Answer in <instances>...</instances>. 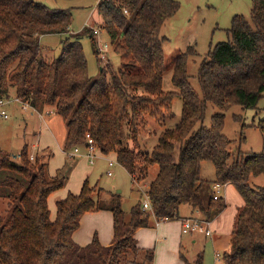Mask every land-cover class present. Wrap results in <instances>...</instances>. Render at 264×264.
Here are the masks:
<instances>
[{"label":"trees","instance_id":"16d2710c","mask_svg":"<svg viewBox=\"0 0 264 264\" xmlns=\"http://www.w3.org/2000/svg\"><path fill=\"white\" fill-rule=\"evenodd\" d=\"M97 7L104 29L125 60L117 68L110 63L102 66L95 80L81 42L83 34L89 35L99 56L94 28L85 27L74 40L66 38L55 55L42 38L69 33L71 10L36 0H0V99L15 89L17 97L33 108H53L66 124L65 151L86 146L90 134L102 153H115L135 185L157 165L155 178L141 187L153 210L139 202L127 214L120 194L113 193L108 202L99 200L96 185L86 179L79 193L56 200L53 216L49 196L66 185L72 166L51 176V150L44 149L35 160L27 144L20 160L0 150V171L7 173L0 186L8 191L10 207L7 216L0 212V264H126L129 255L141 249L136 230L149 226L152 215L177 219L180 206L188 203L211 219L212 210L227 206L223 197L214 200L213 194L205 198L200 193L206 183L202 163L207 160L215 167L214 183L234 185L245 201L235 217L226 261L264 264V186L249 183L252 176L264 174V151L246 154L240 145L234 151L224 133L229 108L235 104L256 108L264 95V0H252L251 19L235 14L229 39L207 53L198 73L202 96L189 82L193 46L181 51L174 63L172 81L178 91L163 87L168 63L162 28L179 11V1L102 0ZM177 95L183 103L180 121L160 133L152 150H144L140 134L146 117L159 113L163 119L173 117L171 104ZM209 103L220 111L207 127L203 121ZM251 126L264 132V120ZM244 140L242 135L241 143ZM99 209L114 214V242L106 246L95 236L90 244L79 245L73 233L81 218ZM146 254L152 263L154 250L148 248ZM181 257L185 264H203L202 256L192 262L184 253Z\"/></svg>","mask_w":264,"mask_h":264},{"label":"rangeland","instance_id":"374dc122","mask_svg":"<svg viewBox=\"0 0 264 264\" xmlns=\"http://www.w3.org/2000/svg\"><path fill=\"white\" fill-rule=\"evenodd\" d=\"M36 1L43 2L51 7L69 9L73 15L69 33L48 34L43 36L41 41L42 44L49 47L53 54H60L63 41L66 38L74 40L75 37L73 35L82 32L85 27L98 28L101 31L100 35L94 36L95 39H97L98 47L99 41L103 44L110 45L106 60L101 58H99L100 60L98 59L99 56L94 53L89 35L83 34L81 37L84 52L88 59L90 75L93 79L97 80L100 78L102 66L106 67L108 63L112 64L114 68L121 66L125 58L116 51L115 44L112 43L109 33L103 27L104 19L98 11V0ZM177 1L180 2L179 11L169 18L162 28V34L167 37L164 42V49L168 63L164 75L163 87L165 91H178V88L172 81L174 63L181 51H185L188 46H193L195 48L194 52H192L191 56L188 58L189 82L197 93L202 96L203 91L198 78L200 64L216 43L229 39L228 28L231 26L235 14H243L248 19H251L252 0ZM22 105L23 104L18 106V108H16L15 103L3 106V109L6 110L9 116L5 118L0 115V150L3 153H9L12 158L20 160L19 153L23 146L27 144L31 151L30 143H32L34 136L39 134L38 140L40 145L45 147L48 146L45 149L52 151V156L49 161L50 170H56L63 166L66 160H68L69 163H76L75 161H78L76 164L77 166L74 167V171H72L70 175V181L73 183L72 188L74 189H71L72 191L69 192L74 193L81 191V187L83 186L82 182H84V180L82 181L80 177L85 174V179L87 178L91 185H96L95 197L97 199L101 198L104 192L120 194L122 207L127 214L133 204L145 201L146 198L143 196L144 188L140 187L142 191H138L139 189L135 186L130 173L116 161L114 155L101 153L95 165H91L87 161L86 156L71 159L68 155V158L62 142L66 133V124L63 118L57 114L53 108H47L49 109V114L47 112V114L44 115L43 112L40 114L33 110V107L24 108ZM182 106V99L177 95L174 97L171 104V110L174 114L173 117H166L163 119L162 113H159L156 118L146 117L140 134V142L144 150H152L153 146L158 142L160 133L168 128L174 127L180 121ZM219 111V108L215 104L209 103L207 115L203 121L204 125L207 127L212 126L213 116ZM236 115H240V118H236ZM263 120L264 95L260 98L256 108H245L239 104H235L229 108L225 112L224 133L233 141L231 149L235 151L240 145L241 150L246 154L264 151V132L255 126H251L252 124L257 125ZM200 124L201 123L197 126H200ZM243 127L244 129H242ZM37 130H39L40 133ZM242 135L245 136V140L241 143L240 140ZM130 144H132L131 141ZM36 149V154L31 153V155L36 156L38 153H40V155L44 153V149L38 147ZM108 159L116 161L115 165L111 167L114 171L112 176L107 174V170L109 169ZM69 163L65 165L70 166ZM157 168L158 166H156L155 169ZM88 169H91V172L88 173ZM6 174L5 171H0V180L4 179ZM201 176L206 180V183L200 193L203 197L208 198L209 189L212 188V184H215L213 183L215 180V167L212 161L207 160L202 163ZM249 183L254 188L264 186V174L252 176ZM142 187H144V185ZM233 187L236 188L234 185ZM66 188L67 185L55 192L61 191V193L64 194ZM119 190L122 192H118ZM55 198V200H57L64 197L57 195ZM55 200L51 199L49 204L50 209H53V213L56 212ZM236 201L237 196L233 193L231 197L232 207H235L234 203H236ZM9 210L8 191L6 188L0 186V212L7 216ZM183 211L186 212L187 209H183ZM230 215L232 217L233 214L230 213ZM227 220L228 222L225 225V229L221 230L222 235L225 234L224 231L227 233V230L234 226V221H232L229 216H227ZM183 236L186 239L191 237V235L188 234ZM226 236L228 235L226 234ZM196 238L198 239L197 243H190V246L184 250V254L191 262L202 256L203 264H226L224 262V255L222 258H218L219 260L216 258L217 252L224 253L223 247L215 248L211 239H207L201 234H197ZM225 251H228V247ZM143 253L144 250H140L136 255L138 258L130 254L126 264H146L148 262L146 252L144 253V258L142 257ZM157 262L158 264H178L176 260L172 258V255H164L160 257Z\"/></svg>","mask_w":264,"mask_h":264},{"label":"crops","instance_id":"0c3cea01","mask_svg":"<svg viewBox=\"0 0 264 264\" xmlns=\"http://www.w3.org/2000/svg\"><path fill=\"white\" fill-rule=\"evenodd\" d=\"M16 97H17L16 90L12 89L10 97L4 98L8 101L6 104L15 103L16 108H18V106H21V104L15 100ZM32 109L35 110L36 112L40 113V114L43 112L44 115L47 114V112L49 110L47 108L44 110H38L36 108H32ZM48 114H49V112H48ZM37 131H39V130H37ZM39 133H40V131H39ZM38 138H39V134L35 135L32 143H30L31 153L36 154L35 152L37 150L36 149L37 147L40 149H45L48 147V146H46V147L41 146ZM62 142H64V138H63ZM80 149H81L80 152L75 156H70L68 154L69 151L68 152L65 151V152L67 153V156L68 155L70 156L71 159H77L78 157L86 156L87 158L86 157L85 158L89 162L88 154H86L87 149L85 148V146H80ZM82 149H84V150H82ZM99 152H101V151L99 150ZM101 153H99V154H101ZM111 154L114 155L116 158L115 153H111ZM69 156H68V158H69ZM116 161H117V159H116ZM75 162L76 163H72V162L69 163L68 160H66V162H65V164L69 163L70 166H72L71 173H72V171H74L73 170L74 167L77 166L76 164L78 163V161H75ZM108 163H109V159H108ZM64 165L57 168L56 170H50V168H49V174L51 176L56 175L58 170L63 168ZM154 166L151 167V171H150L149 176L145 180H143L139 185H135L137 187V189H139L138 190L139 192L142 191L140 189V187H142L143 185L144 186L148 185L155 178V176L158 172V168L155 169L157 165L155 166V168H154ZM90 170L91 169H88L87 172L88 173L91 172ZM71 173H70V175H71ZM70 175H69V178H68L67 183H66L67 188L65 189L66 191L64 192V194H62L61 191L51 193V195L49 196V204H50V200L51 199L55 200L56 199L55 197L57 195H60L62 197H66L68 192L72 191L71 189H74V188H72L73 183L70 181ZM80 179L82 181L83 180L85 181L87 178L85 179V174H84L83 176L80 177ZM83 183L84 182H82V185H83ZM212 188H213V184H212ZM212 188L210 189L212 193H210L209 197L213 194ZM75 191H78V190H75ZM120 191L121 190H119L118 192H120ZM74 193H79V191L74 192ZM233 193L237 196V201H236V203H234L235 207H232L233 205L231 204V197H232ZM135 194H136V192H135ZM222 194H223V197L225 198L227 206L223 210L218 211V212H215L214 210H212L211 219L213 220V228H214L213 235L212 236L203 235L205 238L211 239L215 248H222L223 247L222 249L224 250V253H222V252L216 253L217 260L222 258L223 255L225 256V253L228 252L231 248L230 239H231V233H232L234 226H232V228L228 227L229 228L227 230L228 232L226 233V231H224L225 234H223V235L221 234V230L225 229V225L228 222L227 216H229L232 219V221L235 222V217L237 215L238 209L245 202L244 198L241 196L239 191H237V188H234L232 184H227L225 186V189H224ZM112 195H113V192H111V193H105L104 192V194H102V196H101V198H99V200L101 199L103 201L108 202L110 200V198L112 197ZM143 196H145V191L143 192ZM142 203H144V201ZM133 205H135V204H133ZM183 209H185V210L187 209V211L185 212V211H183ZM51 210H53V209H51ZM56 211H57V208H56ZM230 213L233 214L232 217H231ZM52 215L55 216L56 212L55 213L52 212ZM186 217L208 218L206 216V214L204 212H202L200 209L194 208L191 204L186 203V204L181 205L179 208V218L167 219V220L165 219V220L160 221V223L158 224L157 221L159 219H157L154 215H152L149 226L140 227L136 230L135 237L137 238L139 246L141 247L140 250L141 251L144 250V253L146 252V249H148V248L154 250V259H153L152 263L147 262L146 264H158L157 261L159 260L160 257H163L164 255H166V256L172 255V258L174 260H176V262L178 264H185L184 260L181 257V254L184 253V250H186V248H188L190 246V243H197V241H198V239L196 238L197 235H191V237L189 239H186L183 236V235H187V234H184L182 232V219L186 218ZM233 225H234V223H233ZM226 234L228 236H226ZM95 236H97L99 238V240L101 241V243L103 245H106V246H109L114 242V236H115L114 214L111 210L99 209V210H92V211L86 212L83 215V217L81 218L79 228L73 233V239L75 240V242H77L81 246H86V245L90 244ZM227 247H228V251H225V249ZM217 251H219V250H217ZM144 253L142 254V257L145 255ZM217 254H219V255H217ZM134 256H135V258H138L136 255H134ZM224 262L226 264H229L226 261L225 257H224Z\"/></svg>","mask_w":264,"mask_h":264},{"label":"built area","instance_id":"2783aa9c","mask_svg":"<svg viewBox=\"0 0 264 264\" xmlns=\"http://www.w3.org/2000/svg\"><path fill=\"white\" fill-rule=\"evenodd\" d=\"M102 1V0H100ZM98 0V3L100 2ZM126 13H129L127 9H125ZM94 35L95 36H99L100 35V30L98 28H94L93 29ZM110 45L109 44H103L102 42L99 41V51H98V55L99 58L106 60L107 58V53L109 51ZM17 102H19L20 104H23L22 107L24 108H32V106H30L29 103L25 102L22 100V98L20 97H16L15 99ZM8 101L4 98L0 99V115L8 118V113L6 112L5 109H3V106L6 105ZM87 142H86V146L85 148L87 149V154H88V159L89 162L94 165L97 161V159L100 157L99 153V149L96 147L92 137L90 136V134H87ZM80 146L77 145L74 147V149L70 152H68V154L70 156H75L80 152ZM31 159L34 160L35 156L31 155ZM115 162L113 159H109V169L107 170V174L109 176H112L114 174V171L111 167H113L115 165ZM227 184H221V183H215L213 184V199L214 200H219L223 197V191L225 189V186ZM145 201L143 203V207L146 210H153L152 208V204L150 201V197L149 195L145 192ZM224 198V197H223ZM165 220V219H160L157 221V223L159 224L160 221ZM182 232L184 234H188V235H197V234H201V235H205V236H212L213 232H214V228H213V220L210 218H200V217H186L182 219ZM219 255V254H217Z\"/></svg>","mask_w":264,"mask_h":264}]
</instances>
